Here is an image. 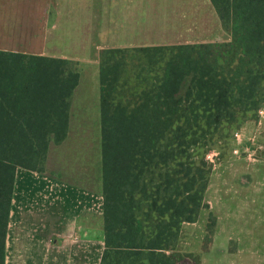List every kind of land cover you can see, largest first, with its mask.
<instances>
[{
    "label": "trees",
    "instance_id": "obj_1",
    "mask_svg": "<svg viewBox=\"0 0 264 264\" xmlns=\"http://www.w3.org/2000/svg\"><path fill=\"white\" fill-rule=\"evenodd\" d=\"M211 2L232 36L230 42L100 53L105 241L100 264H192L168 252L183 224L195 222L199 210L208 207L198 191L199 185L203 190L208 185L205 169L189 168L183 175L181 201L161 208L155 198L160 219L149 231L138 217V198L147 191L144 176L153 165H168L176 158L175 149L163 143L187 113L192 123L221 126L235 117L237 108L244 115L256 114L264 101V0ZM128 51L160 61L150 89L147 85L127 93L130 85L121 80L123 61L115 58ZM79 79L75 60L0 50V264L6 260L17 170H46L51 143L60 144L68 135ZM182 138L175 136L179 145H186L185 156L191 144ZM212 218L209 238L215 231Z\"/></svg>",
    "mask_w": 264,
    "mask_h": 264
},
{
    "label": "crops",
    "instance_id": "obj_2",
    "mask_svg": "<svg viewBox=\"0 0 264 264\" xmlns=\"http://www.w3.org/2000/svg\"><path fill=\"white\" fill-rule=\"evenodd\" d=\"M16 2L0 0V50L77 61L80 79L75 90L81 71L86 77L88 64H98L101 92L103 49L232 39L211 0H47L43 9ZM82 114L71 103L68 135L60 144L51 143L44 172L18 168L5 264L101 263L105 248L101 99V135L98 121L95 127L86 126L89 121ZM85 139L90 142L79 143ZM237 257L249 258L247 264H264V251L247 250Z\"/></svg>",
    "mask_w": 264,
    "mask_h": 264
},
{
    "label": "rangeland",
    "instance_id": "obj_3",
    "mask_svg": "<svg viewBox=\"0 0 264 264\" xmlns=\"http://www.w3.org/2000/svg\"><path fill=\"white\" fill-rule=\"evenodd\" d=\"M44 1L17 0L16 4L43 9ZM52 30L55 32V27L52 26ZM115 59L123 61L121 80L130 85L127 93L142 90L147 85L151 88L150 80L159 71L160 61L150 62L142 52L136 51L122 53ZM88 65L90 73L85 77L81 71L80 86L74 92L72 104L82 109V115L89 121L86 126L95 127L98 121L101 135L99 65ZM261 109H264V101L256 114L244 115L237 108L235 117L221 126L192 123V117L187 113L163 143V146L175 149L176 158L168 165H153L144 176L147 191L138 198V217L145 230L149 231V226L160 219L153 208L155 198L159 199V207L164 208L185 197L179 185L185 181L183 175L189 168L194 172L205 169L208 179L205 190L200 185L198 188L208 207L199 210L195 222L183 224L168 253L192 264H247L249 258L237 257L238 252L264 251V113L259 112ZM180 134L182 140L191 144L185 156L182 151L186 145H179L175 140ZM89 142V139L79 141L84 145ZM212 215L215 231L209 238Z\"/></svg>",
    "mask_w": 264,
    "mask_h": 264
},
{
    "label": "built area",
    "instance_id": "obj_4",
    "mask_svg": "<svg viewBox=\"0 0 264 264\" xmlns=\"http://www.w3.org/2000/svg\"><path fill=\"white\" fill-rule=\"evenodd\" d=\"M259 112H260L261 114H263V113H264V109H261Z\"/></svg>",
    "mask_w": 264,
    "mask_h": 264
}]
</instances>
